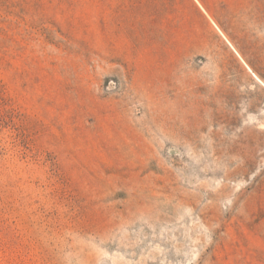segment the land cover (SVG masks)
<instances>
[{"label": "rangeland", "instance_id": "rangeland-1", "mask_svg": "<svg viewBox=\"0 0 264 264\" xmlns=\"http://www.w3.org/2000/svg\"><path fill=\"white\" fill-rule=\"evenodd\" d=\"M258 4L0 0V264H264V80L190 30Z\"/></svg>", "mask_w": 264, "mask_h": 264}, {"label": "crops", "instance_id": "crops-1", "mask_svg": "<svg viewBox=\"0 0 264 264\" xmlns=\"http://www.w3.org/2000/svg\"><path fill=\"white\" fill-rule=\"evenodd\" d=\"M196 25L190 30L201 32L199 54L227 53L244 72V76L263 83L264 80V4L235 5L232 11L217 7L210 10L199 5L195 9ZM201 26V29H200ZM210 35L211 43L207 42ZM216 40L217 45L212 42Z\"/></svg>", "mask_w": 264, "mask_h": 264}]
</instances>
